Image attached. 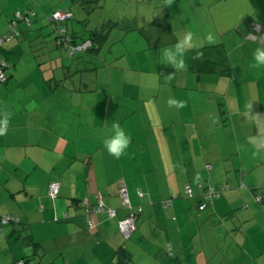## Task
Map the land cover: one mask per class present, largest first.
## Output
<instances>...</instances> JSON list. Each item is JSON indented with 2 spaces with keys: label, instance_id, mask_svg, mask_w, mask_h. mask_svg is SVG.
<instances>
[{
  "label": "crops",
  "instance_id": "obj_1",
  "mask_svg": "<svg viewBox=\"0 0 264 264\" xmlns=\"http://www.w3.org/2000/svg\"><path fill=\"white\" fill-rule=\"evenodd\" d=\"M5 1L0 37L20 9H36L24 24L40 52L23 74L24 58L0 49L9 64L0 218L20 220L0 221V264H264V201L256 200L264 198V69L251 66L264 47V0H115L108 16L104 0H64L53 11L72 18L45 30L49 12L37 0ZM189 32L186 67L162 64L160 44L174 47ZM61 34L93 46L72 55ZM113 124L131 137L119 159L103 147ZM203 182L230 188L203 204ZM120 186L142 208L127 240ZM100 201L117 217L87 216Z\"/></svg>",
  "mask_w": 264,
  "mask_h": 264
},
{
  "label": "built area",
  "instance_id": "obj_2",
  "mask_svg": "<svg viewBox=\"0 0 264 264\" xmlns=\"http://www.w3.org/2000/svg\"><path fill=\"white\" fill-rule=\"evenodd\" d=\"M32 16H35L34 11H28L26 13L17 12L15 14V17L9 23L8 32L0 38V46L5 45L6 43H10L15 38H17L20 35L19 22L21 21L24 22L25 20L27 23L31 24L32 19L30 18ZM72 16L73 15L70 11H55L51 16L50 21L64 22V21L71 19ZM256 30H259V29L257 28ZM60 37H61L60 39L61 45L67 47L70 50V53L72 55L76 51L86 52L89 49H91L93 46L91 41H86L85 43H82L81 45H75L73 43L72 37L67 36L65 34H61ZM8 69H9V64L5 60L1 59L0 60V87L7 81ZM207 168L208 170H210L211 166H208ZM200 188L202 189L201 196H202L203 202L204 201L209 202V201H212L213 199L219 198L224 191L229 190L230 186L229 184H226L220 189H216L212 185L201 184ZM185 191L187 195L192 197V190L189 186L186 187ZM58 192H59V184L58 183L52 184L50 187V196L52 198H56L58 196ZM119 193L122 198L123 207L125 209H128L129 213L123 219L118 221V226H119V230L122 233L123 237L125 239H130L132 237V234L137 229L136 219H137V215L142 212V208L140 207L136 209L130 204L128 193H127L125 186H120ZM256 200L257 202H261L262 197L258 196ZM169 205H171V201H166L164 203L165 208L168 207ZM203 208H204V205L201 206V209ZM102 212L107 213L112 218L117 217L116 211L113 209H107L102 201H100L96 207L94 208L89 207L86 210L87 216H90L91 214L102 213ZM68 217L69 216L66 215L64 218L67 219ZM0 221L2 225H6L10 223H18L20 220L14 216H2L0 218ZM89 224L91 225L90 220H89ZM14 264H27V262H25V260H21V261L15 262Z\"/></svg>",
  "mask_w": 264,
  "mask_h": 264
},
{
  "label": "rangeland",
  "instance_id": "obj_3",
  "mask_svg": "<svg viewBox=\"0 0 264 264\" xmlns=\"http://www.w3.org/2000/svg\"><path fill=\"white\" fill-rule=\"evenodd\" d=\"M136 1L139 4H142L143 2H145V0H143V1L136 0ZM149 1H154V0H149ZM160 1L162 2L163 0H160ZM4 2L6 4V1L5 0L4 1L3 0L0 1V8L1 7H4ZM63 2H64V0H37V2L34 4V6L36 5V8L44 7V9L46 10V12H49V13L46 14V17H45L46 20L48 21V25L45 26L44 28H42V30H45V29H47L49 27H51L52 29H54L55 24L58 23V22L51 21V23H50V18L52 16L53 12H54L53 10L55 8H59V6H61L63 4ZM70 3H71V1H69V4ZM105 3H106V6H107L106 10H109L110 12H108V13L107 12H102V14H104V16H108L112 12V9L113 8H116L117 2L115 0H107V2H106V0H104V4ZM236 3H239V1H237ZM220 4H223V3H220ZM237 6H239V5H237ZM20 10H22L20 12H23V13L26 11L24 9H20ZM34 10L36 12V9H34ZM60 11H66V10L60 9ZM158 12H159V10L157 8H155V7H151L148 10V13H151L152 16H154L156 14L158 16L159 13L161 14V12H159V13ZM99 13H101V12L96 11V12H94L92 14V23H94L95 21L98 20L97 17H99ZM195 14L197 16H199V17L201 15V13H199L197 11L195 12ZM240 14H243V13L237 12L235 14L237 19L240 18ZM4 15H5L4 13H1L0 12V28H1V25H2L1 23H3ZM216 15L219 16V13H216ZM222 15L225 16L226 13H222ZM14 17H15V15H14ZM33 17H35V16H32L30 18V19H32V22H34V20L36 19V18H33ZM235 21H236V19L231 16L230 17V23L235 22ZM250 22H252V21H250ZM24 23L25 22H23V21L19 22L20 35L17 38H15L10 43H6L5 45L0 46V49L5 50L8 53V56L9 57H11V58H14L15 57V60H16L15 62L18 61V58H21V57L24 58L23 61H22V63H21V65H20V67H19L20 71L23 74H24V65L26 66L27 63L29 64L30 67H35L36 66L35 57H36L37 53L40 52V50H39V47H40L39 41L40 40L39 39L28 38V33H36V31L34 29H30V31L28 32V30H29L28 28L29 27H25V24ZM233 24H235V23H233ZM229 28H231V27H229ZM8 30H9V26H8ZM8 30H7V32H8ZM12 43H14L15 46L12 47V48H8V46L11 45ZM6 45H7V47H5ZM119 47H120V44L113 46L114 49H118ZM160 47H161V50H163L164 48H166L168 46L165 47L164 45H161L160 44ZM60 51H62V50H60ZM17 53H20V54H17ZM24 54H26L25 57H24ZM14 79H16V77L13 78V82L12 83H17L16 81H14ZM3 88L4 87H1L0 89L3 90Z\"/></svg>",
  "mask_w": 264,
  "mask_h": 264
},
{
  "label": "clouds",
  "instance_id": "obj_4",
  "mask_svg": "<svg viewBox=\"0 0 264 264\" xmlns=\"http://www.w3.org/2000/svg\"><path fill=\"white\" fill-rule=\"evenodd\" d=\"M214 37L209 35L207 40L213 41ZM193 35L191 32L187 33L180 39L174 47H166L160 52L161 63L167 66H171L175 71L183 70L186 67L185 54L193 47ZM256 69H264V47H257L253 54V63L251 65ZM170 106H176L177 108L183 107V104L178 101L170 100ZM9 125V119L5 115L0 119V136L7 134ZM113 134L106 138L103 142V147L107 153L114 158L119 159L126 154L131 144L130 135L119 124H113Z\"/></svg>",
  "mask_w": 264,
  "mask_h": 264
},
{
  "label": "trees",
  "instance_id": "obj_5",
  "mask_svg": "<svg viewBox=\"0 0 264 264\" xmlns=\"http://www.w3.org/2000/svg\"><path fill=\"white\" fill-rule=\"evenodd\" d=\"M104 28H106V27H104ZM100 35H102V34H100ZM90 50H91V49H90ZM7 80H8V77H7ZM6 82H7V81H6ZM6 82H5V83H6ZM5 83H4V84H5ZM4 84H3V85H4ZM201 184H204V185H212L211 183L203 182V183H200V184H199V187H200ZM212 186L215 187L214 185H212ZM223 186H224V185H223ZM223 186H221V187H223ZM221 187H219V188H216V187H215V188H216V189H220ZM200 189H201V188H200ZM185 192H186V191H185ZM201 194H202V189H201ZM187 196L190 197L189 195H187ZM192 196H193V195H192ZM259 196L262 197V200H261V202H260V203H262V202L264 201V198H263L262 195H259ZM201 197H202V196H201ZM202 200H203V199H202ZM169 201H171V203H172V199L169 200ZM205 203H206V202L204 201L203 204H205ZM258 203H259V202H258ZM163 206H164V204H163ZM169 206H170V205H169ZM166 208H167V207H166ZM203 209H204V208H203ZM141 213H142V212H141ZM141 213H140V214H141ZM140 214L137 215V218H138V216H139ZM136 222H137V219H136ZM118 228H119V226H118ZM121 234H122V233H121ZM122 236H123V235H122ZM124 239H125V238H124ZM126 240H127V239H126ZM25 262H27V261H25ZM13 264H14V263H13ZM27 264H28V262H27Z\"/></svg>",
  "mask_w": 264,
  "mask_h": 264
}]
</instances>
